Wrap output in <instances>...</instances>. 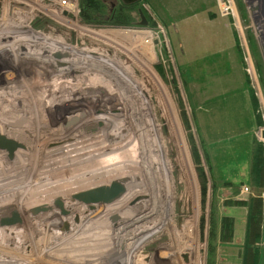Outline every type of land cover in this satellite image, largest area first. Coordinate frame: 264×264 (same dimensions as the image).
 <instances>
[{
  "label": "rangeland",
  "instance_id": "obj_1",
  "mask_svg": "<svg viewBox=\"0 0 264 264\" xmlns=\"http://www.w3.org/2000/svg\"><path fill=\"white\" fill-rule=\"evenodd\" d=\"M26 1L32 4V0ZM103 1L105 2L106 9H111V11L120 7H128L115 0ZM186 1L193 4L199 3V7L195 9L191 8V10L188 11V7H185L184 5ZM205 1L206 0H142L138 4H135L136 6L131 9L132 23H127L126 25L121 26L117 23L92 24L84 22L82 18V0H79L77 5V11H79L77 21L79 25L90 30V33L86 31L88 34H84L83 42L85 45H90L93 48H96L97 46L104 48L107 40L105 38H113L111 32L118 33L126 31L127 28L131 29L132 27H136V25L141 22L139 11H141L145 21H150L149 25L151 30L160 34L163 33L165 36L166 41H164L163 35L161 34L162 40L160 48H155V58L152 59V62L145 58L144 53L141 57L144 61H147L148 65L151 66L154 71H156L160 77L161 83L166 88L176 111L185 146L187 144L186 152L189 155L191 169L194 173L198 190L197 200L199 201V207L197 210L196 225L194 226L195 235L197 233L199 244L201 246V264H234L238 262L241 257L240 249L242 246L243 229L245 226L244 220L246 218V208L232 205L235 202H246L251 197L258 196V189L251 187L249 177L253 136L251 138L249 137V143L246 142V140L248 141V138L243 136L242 132H237L233 136H227L222 129V125H225V121L223 122L222 119H219L212 123V128L210 129V135L208 137L209 143L205 146L200 144L203 142L200 140V135L196 128L194 113L188 107L183 86L186 84L185 78H188V76L184 75L181 70L176 68L172 48L175 52L178 48L179 53L196 54V50H199V47L203 48V50H206L208 53H216L225 47L226 41L229 38L228 33L233 35L234 41H236L238 54L240 55L243 73L251 92V97L253 98V101L254 99L256 100L254 101L253 106V115L257 126L254 133V139L262 145V150L264 152V143L261 142V137L259 136V132L264 131V46H262V42H264V19L258 16L257 3H255V1L252 3H246L248 0H230L233 9L235 8L234 14L225 17L220 14L217 0H215L214 9H212V5H209V3H207V5L205 3L202 5L200 4V2ZM142 2H147V6L162 18L165 25L151 21V17L148 16V13L144 8V3ZM115 3L118 5L117 8L114 7ZM0 5L2 8L3 6H6L7 0H0ZM211 10L214 11L215 15L212 19L210 18V15L212 14V12H210ZM46 27L51 30V34L54 37L59 34V30H56L53 24L45 18L30 20L24 25L23 31H26L24 33H29L30 31L27 32V28L30 30H41L46 29ZM166 28L169 32L172 46L167 38ZM176 30L180 32L178 36L175 32ZM17 31L21 32V30ZM91 31L97 35L92 34ZM175 34L177 38H175ZM3 41L4 40L0 38V46ZM123 41L128 44L127 47L130 46V43H128L127 40L124 39ZM68 43L71 45H78V39L71 35V39H69ZM143 43H147V40H144ZM135 45L132 47L130 46V48L135 54H137V47ZM127 50L128 48H119L116 57L122 63L129 64L132 69L130 70L131 75H134L139 82H144L143 80H146V78L149 77L144 61L133 60L134 55L131 52L132 55L128 54L129 57L127 58ZM158 52L163 56L165 65L160 62ZM98 53L105 55L104 52L100 50ZM2 56L3 54H0V60L3 58ZM4 59L8 63L11 61L5 57ZM8 63H4V65L0 63V105L2 106L0 108H7L5 105L12 101V99H15V95L28 102L35 99L38 103H42L45 100L48 101V104H46L45 109L42 104L38 106V112L36 114L38 116L35 121L32 120L35 122L34 125H32V129L34 127L39 132L42 131L45 133L47 136L50 132L53 133L59 131L64 134L93 135L95 138L98 137L101 140H105L102 134H100L101 127L99 124L88 127L83 123L85 116L88 117L92 114H96L94 113L95 111H98V113L109 111L110 107L113 104H116V98L114 96L113 98L109 97L104 88L102 93L99 92L100 94L96 96V94H84L83 92L79 95L78 93H74L75 89L73 86H69L67 87L68 90L76 99L67 102L64 101L66 97V90L64 91V88L55 87V91H50V88L46 83H42L41 80L37 81L34 72H32L34 70H28L26 63H21L22 66H26L21 72L12 70L13 73L4 68V66L9 65ZM135 63H137V65H135ZM208 68L212 71L218 69V67L213 68L204 65H196L191 73L192 79L196 81H199V79L205 81L208 77ZM50 71L54 72V70L51 69ZM216 72L218 71H213V73ZM248 72H250V74ZM46 74L44 75L47 77ZM91 88L96 89L95 87ZM158 88L159 87L156 86L149 87L147 93L151 98L150 101L153 113L159 125L162 141L168 151L175 197L170 220L175 226L174 230L179 233L182 231L181 227L191 215L188 208L189 204L188 207H186L184 198V190H187V183L182 178L180 169L175 163L177 152H175L172 147L171 142L173 143V139H171L167 126H165L162 120L161 108L158 105L162 96ZM29 90H31L32 93H30ZM44 92L45 94L40 97L39 95ZM84 96H86V98ZM139 103V100L137 102H130L128 104V109L126 108L124 118H119L123 120L124 126L126 127V130H124L126 140L122 143L126 144L127 142L124 149L128 148L130 150L131 157H134L136 154V143L134 139H131V137L134 136L136 128H134L133 121L131 120L128 111L130 112V109L133 107L131 111L136 114L137 108L140 107L138 106ZM125 105V107H127V104ZM17 106L18 105H15V108L12 106L8 113L6 112L4 115H0V117L2 116L8 121L13 120V115L17 114V110L20 109ZM33 107L34 106H32V108ZM19 115L20 117L25 116L23 112H20ZM201 116V112L196 114L197 119ZM22 121H24V119H22ZM226 124L228 125L229 123L227 122ZM138 125L140 128H143L144 122H140ZM221 132L222 135L220 136L219 133ZM87 138L89 139V137L86 136L84 138L79 137L75 139V145L88 144L86 143L88 142L86 141ZM95 138H92L90 141ZM45 140L47 139H44V143H36L34 147L40 148L47 145ZM50 140L53 142L54 138L50 137L49 143H51ZM188 140L190 142L189 144ZM149 146L150 144L146 143L145 147L149 148ZM0 151L4 152L2 150ZM18 151L22 152L23 147L18 149ZM113 152L114 153L110 154H121V151L119 150ZM29 153L34 156L32 162L34 164L35 162L37 163V161H39L38 158L35 159L37 151L34 149ZM38 155L39 153L37 156ZM54 157L57 158L58 155L46 157L44 160H49ZM13 160L14 158L9 160L7 157L0 159L1 174L2 172L4 174V171L7 169L16 168L15 165H13ZM201 173L205 176L206 191L204 192V195L201 193L200 186ZM61 174H59L58 177L54 176L53 180H60ZM66 174L68 173L66 172ZM155 177L156 178L152 177V179L159 185L160 178L157 175H155ZM114 179H117V177ZM110 180L105 179L102 183L106 184ZM50 181H52V179ZM61 184H58L57 186H61ZM100 184L101 183L99 182L88 184L83 188L89 189ZM141 185V187L139 186L135 188L138 189L140 193L129 199L127 202L130 211H133V214L137 216L140 211L134 206L143 200L144 192H149V186L146 180H144ZM15 186L16 185H12L9 188L11 189ZM244 187L249 189V192L246 194L242 193ZM199 192L202 199L201 205ZM16 198H18V195L15 196L11 194V199L13 201L14 199L18 200ZM179 198H181V200ZM70 200H73L78 206H85L86 204L72 197ZM34 206L35 205L31 207L34 208ZM94 206L104 207L106 205L94 204ZM156 206L160 207L159 200H156ZM184 206L186 208H184ZM52 207L54 211L62 213L64 217L67 216V213L64 212L62 207L58 206L55 201L52 202ZM43 213H45V211L40 209L36 213L32 210L29 216L35 218V220L31 223H28L26 218L21 214L20 217L22 221L19 223L21 227L19 231V239L4 238L3 244H7L8 247L14 251L16 256H23V259H25L22 261L23 264H29L28 262H38L43 264H127L126 258H122L121 261L120 256L117 255L116 252L121 253L140 237L137 228L143 229L150 226L152 221L157 218L158 209L153 215L146 219H141L135 224H121L115 230H112V227H114L113 224L116 223V217L114 215L106 217V214L101 213L104 215H100L99 212L96 215L98 218H95L97 220L93 222L95 225L91 226L92 229L84 227V231L76 232L75 229L72 230L74 227H72L70 223L64 224L59 230H57V233H59L58 235L62 236L60 241L64 242L63 244H60L62 246L58 247L56 246L58 245L59 239L58 241L55 240V243L50 242L49 244H45V242L42 243L38 239L48 238L49 235H53L51 233L53 231L56 232L55 225L53 224L58 225L57 223L60 222L59 218L63 217H48L46 221L51 223L47 226L49 228L48 230L43 226L45 223H42V221L41 227L37 228V219H39V216ZM140 216L142 215L140 214ZM223 217H230L233 219L232 236L231 239L226 241H223L224 239L221 240L222 236L220 235V223ZM75 220L76 219H73L71 222L72 224L77 225L78 222ZM107 220L110 224L107 223ZM53 226L54 230H52ZM67 235L72 237L65 239V236ZM23 237L25 238V242L22 244ZM133 256H135L134 264H187L184 262L181 248L171 244L170 237L167 233H162L152 241L141 245ZM7 261L5 264H10L7 263ZM18 264L21 263L19 262ZM130 264H133V262Z\"/></svg>",
  "mask_w": 264,
  "mask_h": 264
},
{
  "label": "bare ground",
  "instance_id": "obj_2",
  "mask_svg": "<svg viewBox=\"0 0 264 264\" xmlns=\"http://www.w3.org/2000/svg\"><path fill=\"white\" fill-rule=\"evenodd\" d=\"M11 2H13V0H7V5L3 6V8L0 5V16L1 10L3 9V18L0 20V38H2V40L7 35L16 31L12 28L14 26L13 22L9 19L11 15L9 8ZM71 2L75 3L70 0V4ZM139 2L140 0H138V3ZM114 7H118L117 3H115ZM41 13L53 24L56 30H59V34L54 37L51 34V30L46 27V29H41L39 32H34L36 34L34 37L37 40L40 37L41 42L45 46H48L51 51L63 52L66 55L61 57L62 59L59 63L52 65L56 67L54 72L46 69L47 64L40 60V56L27 50L24 42L25 34L22 32V34H18L21 36L19 42L15 38H9L7 46L10 53L5 54L7 48L0 46V52L2 54L11 56L10 63L6 62L4 57L0 60V63H8L9 65L7 66L9 69H7V71H11L12 73V70L21 72L26 66L28 70H34L32 72H34L37 81L41 80L42 83H46L50 91H55V87L64 88V91L66 90V100L64 99V101L71 102V100L76 99L67 88L73 86L75 89L74 93H78L79 95L83 92L84 94H96L97 96L100 94L99 92L102 93L104 88L109 97L113 98L114 96L116 98V104L110 105L109 111L100 113L95 111L94 113L96 114H92L88 117L85 116L83 119V123L88 127L99 124L101 127L100 134H102L105 140H101L98 137L95 138L93 135L64 134L59 131L50 132L47 136L34 127L32 129V125H34V121L38 116L36 115L38 106L42 104L45 109L46 104H48V101L45 100L42 103H38L35 99L28 102L15 95L16 98L12 99V101H10L11 103L8 102L5 105L7 108H0V115H4L6 112L8 113L12 106L15 108V105H18L17 107L20 108L17 110V114L13 115V120L11 121L6 120L2 116L0 117V133L2 132V135L23 147L22 152L17 149L12 156V159L14 158L13 165H15L16 168L7 169L4 171V174L3 172L2 174L0 173V264H5L7 260V263L10 264H18L19 262L23 264L22 261L25 260L23 256H16L14 251L11 250L7 244H3L4 238L19 239V231L21 228L19 223L22 221L20 215L22 214L27 222L31 223L35 218L29 216L30 212L33 210V212L36 213L39 209L45 211V213L41 214L39 219H37V228H40L42 223H45L43 226L48 230L49 228L47 226L51 224L46 221L48 217H63L59 218L60 222L57 223L58 225L53 224L56 228V232L53 231L51 233L53 235H49L48 238L38 239L42 243L45 242V244H49L50 242L55 243V240L58 241V239L59 241L61 240L62 236L58 235L59 233H57V230L64 224L70 223V225L74 227L72 230L75 229L76 232L84 231V227L92 229L91 226L95 225L93 222L97 220L95 218H98L96 217L98 212L100 215L106 214V217L113 215L116 217V223L113 224L114 227L111 226L112 230H115L121 224H135L141 219H146L153 215L158 209L157 218L152 221L150 226L143 229L137 228L140 237L121 253L116 252L117 255L120 256L121 261L122 258H126L127 264L131 262L134 264L135 256L133 255L138 251L141 245L152 241L162 233H167L170 237L171 244L181 248L184 262L187 264H201V246L197 233L195 235L194 226L196 225L197 210L199 207V201L197 200L198 190L195 176L191 169L189 155L186 152L187 144L185 146L176 111L166 88L161 83L160 77L156 71H154L153 68L148 65L147 61H144L141 57L144 53L145 58L152 62V59L155 58V48H160L163 33H161L162 35L158 33V35L154 37L153 33L149 30L150 21H146V26L140 25L139 22L136 27H132L131 29L127 28L126 31L118 33L111 32L113 38H105L107 40L104 48H100L99 46L93 48L90 45L84 44V34L90 33V30L79 25L78 22H75L72 17L73 9L70 5L68 8L63 9L62 14L54 11H45L43 8H41ZM27 18L37 19L42 17L33 11L31 16ZM92 32L93 31H91V33ZM71 35L78 39V45H71L68 43L69 39H71ZM163 38L164 41H166L164 35ZM124 39L130 43L129 45L131 47L137 44L135 45L137 47V54L131 50L130 46L127 47L128 44L123 41ZM144 40H147V43H143ZM33 42L34 39L30 38L31 45ZM121 47L128 48L126 54H133V60L144 61L145 68L149 75L146 80H143L144 82H139L134 75H131L130 70L132 69L130 65L122 63L116 57L117 51H119ZM99 50L104 52L105 55L98 53ZM129 55L126 57L128 58ZM158 55L160 57V62L165 65L163 56L159 52ZM22 62H26V66H22ZM135 65H137V63H135ZM44 74H46L47 77ZM154 86L159 87L158 90L161 92L162 98L159 100L158 105L161 108L162 120L165 126H167L171 139H173V143L171 142L172 147L175 152H177L175 163L180 169L182 178L187 183V190H184V198L186 207H188L189 204L188 208L191 215L190 218H187L186 222L181 227L182 231L179 233L174 230L175 226L170 220L175 197L168 151L162 141L159 125L153 113L150 101L151 98L147 93L149 87ZM91 87H95L96 89ZM29 92L32 93L31 90H29ZM44 94L45 92L38 95L41 97ZM84 97L86 98V96ZM138 100L141 104H138L140 107L137 108V113L135 114L131 111L133 107L130 109V112L128 111L133 121L134 128H136L134 136L131 137L136 143V154L134 157H131L130 150L128 148L124 149L127 142L126 144L122 143L126 140V134H124L126 127L121 119L124 118L126 108L128 109V104L130 102H137ZM125 104H127V107H125ZM32 106L34 107L32 108ZM0 107L2 106L0 105ZM20 112H23L25 116L20 117ZM22 119H24V121H22ZM140 122H144L143 128L139 127L138 123ZM85 136L89 137V139L87 138L86 140L88 144H79L76 146L74 142L75 139L79 137L84 138ZM50 137L54 138L53 142L50 140L51 143H49ZM92 138H95L92 140L93 142L90 141ZM44 139H47L45 140L47 145L40 148L34 147L36 143L43 142ZM146 143L150 144L149 148L145 147ZM189 143L188 140V144ZM200 144L203 146V143ZM34 149L37 151V154L39 153L38 156L35 154V159L38 158L39 160L37 163L35 162V164L32 162L34 157L33 154L29 153ZM118 150L121 151V154H110ZM53 155H58V157L44 160L46 157ZM5 157H7L6 153L4 154V152L0 151V159H4ZM66 172L68 174H66ZM59 174H61L60 180L54 181L53 177H58ZM155 175L160 178L159 185L152 179V177L156 178ZM116 177L117 179H114ZM112 178L114 180L127 178L129 181L125 184L126 193L119 199L111 202L110 205L104 207L94 206L92 204L78 206L77 203L70 200L71 197L73 198L74 194L86 190L83 188L84 186L97 182L103 185L104 183H102V181ZM51 179L52 181H50ZM113 179L106 184L113 181ZM144 180H146L149 186V192H144L143 200L135 204L134 207L140 211L137 216L133 214V211H130L127 202L140 193L138 189L135 188L141 187ZM58 184H61V186H57ZM12 185L16 186L10 189L9 187ZM11 194L15 196L18 195V198H16L18 200L14 199L13 201L11 199ZM179 199L181 200V198ZM57 200L60 202L62 210L67 213V216L64 217L62 213L54 211L52 202H56ZM156 200H159L160 207L156 206ZM201 201L200 194V205ZM33 205H35L34 208L31 207ZM186 207L184 206V208ZM140 214L142 216H140ZM11 218H15L14 223L1 225L2 220ZM73 219H76L75 221L78 222L77 225L72 224L71 221ZM107 223L110 224L108 220ZM52 230H54V226ZM65 237V239H69L72 236L67 235ZM59 241L56 247L62 246L60 244L64 243ZM24 242L25 238L23 237L22 244ZM28 263L43 264L38 262Z\"/></svg>",
  "mask_w": 264,
  "mask_h": 264
},
{
  "label": "crops",
  "instance_id": "obj_3",
  "mask_svg": "<svg viewBox=\"0 0 264 264\" xmlns=\"http://www.w3.org/2000/svg\"><path fill=\"white\" fill-rule=\"evenodd\" d=\"M142 3H144V8L147 11L148 16L151 17V21L165 25L162 18L147 6V2ZM204 3L206 5L207 3H209V5L211 4L212 9L215 7V0H206L205 2H200L201 5ZM184 5L185 7H188V11L191 10V8L195 9L199 7V3L193 4L187 1L184 3ZM210 12H212L210 15V18L212 19L215 16L214 11L211 10ZM166 31L167 38L170 42V45L172 46L167 28ZM175 32L177 36L180 33L178 30ZM176 34L175 38H177ZM228 34L229 38L226 41L225 47L216 53H208L206 50H203V48L200 47L199 50H196V54L179 53L178 48L176 52L172 48L176 68L181 70L184 75L188 76V78H185L186 84L184 83L185 85H183L185 97L189 109L194 113L196 128L199 132L200 140L203 142L204 146L209 143L208 137L210 135L209 132L212 128L213 121L219 119H222L223 122L225 121V125H222V129L227 136H233L237 132H242L243 136L248 138V141L246 140L247 143H249V137L251 138L252 136L254 141V133L257 129L255 117L253 115L254 101L251 97V92L248 88L246 77L243 73L236 41H234L233 35L230 33ZM196 65H204L206 67L213 68L218 67L217 70H213L218 72L213 73V71L208 68L209 72L207 79L205 81L201 79L196 81L192 79L191 75ZM198 112H201L202 116L198 117L197 119L196 114ZM227 122L229 123L228 125L226 124ZM219 135L221 136L222 132L219 133ZM263 194L264 188L258 189V197L264 202V197L261 196ZM239 262L241 264V257L238 262L234 264H239ZM258 264H264V222L261 224V234L258 241Z\"/></svg>",
  "mask_w": 264,
  "mask_h": 264
},
{
  "label": "trees",
  "instance_id": "obj_4",
  "mask_svg": "<svg viewBox=\"0 0 264 264\" xmlns=\"http://www.w3.org/2000/svg\"><path fill=\"white\" fill-rule=\"evenodd\" d=\"M135 6L120 7L111 11V9H106L103 0H82V18L86 23H117L124 26L127 23H132L131 9ZM254 101L256 100L254 99ZM200 177L201 193L204 195L206 191L205 176L201 173ZM249 177L251 187L256 189L264 188L263 150L262 145L256 139L252 143ZM232 206L244 207L247 211L243 244L240 251L241 264H258V241L261 234V224L264 222V202L259 197H251L246 202H235ZM220 224L221 240L231 239L233 219L223 217Z\"/></svg>",
  "mask_w": 264,
  "mask_h": 264
},
{
  "label": "built area",
  "instance_id": "obj_5",
  "mask_svg": "<svg viewBox=\"0 0 264 264\" xmlns=\"http://www.w3.org/2000/svg\"><path fill=\"white\" fill-rule=\"evenodd\" d=\"M75 3L70 4V0H32V4L29 3L26 0H13L10 5V16L9 19L11 22H13L14 26L12 27L14 30H21V32L24 35V42L26 44V48L28 51L33 52V54H36L40 56V60H42L44 63H46V69L48 70H54L56 67H53L55 63H59L61 61V57L64 56L65 54L63 52H57V51H51L48 46H45L41 42V38L39 37L38 40L34 37L36 35V32H39V30H30L27 28V32L30 31L29 33H24L26 31H23L24 25L29 22L30 18H27L28 16H31L32 12H36L40 17L47 19L43 14L41 13V8H43L45 11H54V12H59L62 14L63 9L68 8L69 5L73 9L72 17L75 20V22H78V13L77 11V5L79 0H72ZM218 1V6H219V11L221 16H229L230 14H234V9L232 6V3L230 0H217ZM75 4V5H74ZM2 15H3V9L1 10V16L0 20H2ZM64 16V15H62ZM40 18V19H42ZM150 32L153 33V36H157L158 33L151 29H149ZM12 32L11 34L7 35L1 43V47L7 48V51L5 54L10 53L9 48L7 46L9 38H15L18 40L21 39V36L18 34H22L21 32ZM35 32V33H34ZM30 37L34 39L33 44H30ZM0 47V48H1ZM0 54H2L0 52ZM66 56V55H65ZM2 57L8 58L11 60V56L4 55ZM25 64L26 62H22ZM250 74V72H248ZM264 133L263 131L259 132V136L261 137V141L264 143V137L261 136V134ZM249 192L248 188H243L242 193L246 194ZM264 197V194L262 195Z\"/></svg>",
  "mask_w": 264,
  "mask_h": 264
},
{
  "label": "water",
  "instance_id": "obj_6",
  "mask_svg": "<svg viewBox=\"0 0 264 264\" xmlns=\"http://www.w3.org/2000/svg\"><path fill=\"white\" fill-rule=\"evenodd\" d=\"M123 5H133L138 3V0H115ZM247 1V0H246ZM257 3V14L261 18L264 19V0H248L246 3ZM139 15L141 18L140 25L146 26L147 23L141 13L139 11ZM262 46H264V42H262ZM21 146L17 143L13 142L12 140L6 138L4 135L0 133V150L4 151L7 155L8 159H12L14 151L20 149ZM129 180L120 179V180H113L108 184L98 185L86 190L78 194H74L73 198L79 201H82L86 204H110L111 202L119 199L125 192V184ZM58 206H60V202L57 200L55 202ZM15 218L11 219H4L1 221V225L3 224H12L14 223Z\"/></svg>",
  "mask_w": 264,
  "mask_h": 264
},
{
  "label": "flooded vegetation",
  "instance_id": "obj_7",
  "mask_svg": "<svg viewBox=\"0 0 264 264\" xmlns=\"http://www.w3.org/2000/svg\"><path fill=\"white\" fill-rule=\"evenodd\" d=\"M2 64H3V63H2ZM3 65H4V64H3ZM4 68H5L6 70L9 69L8 66H4Z\"/></svg>",
  "mask_w": 264,
  "mask_h": 264
}]
</instances>
